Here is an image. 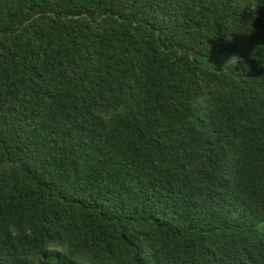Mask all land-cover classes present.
<instances>
[{"label":"trees","instance_id":"trees-1","mask_svg":"<svg viewBox=\"0 0 264 264\" xmlns=\"http://www.w3.org/2000/svg\"><path fill=\"white\" fill-rule=\"evenodd\" d=\"M0 264H264V0H0Z\"/></svg>","mask_w":264,"mask_h":264},{"label":"rangeland","instance_id":"rangeland-1","mask_svg":"<svg viewBox=\"0 0 264 264\" xmlns=\"http://www.w3.org/2000/svg\"><path fill=\"white\" fill-rule=\"evenodd\" d=\"M202 61L207 66L226 67L227 65H235L237 59L233 56H223L219 58L202 59Z\"/></svg>","mask_w":264,"mask_h":264}]
</instances>
